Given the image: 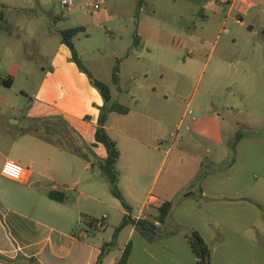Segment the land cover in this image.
Masks as SVG:
<instances>
[{
	"label": "rangeland",
	"instance_id": "1",
	"mask_svg": "<svg viewBox=\"0 0 264 264\" xmlns=\"http://www.w3.org/2000/svg\"><path fill=\"white\" fill-rule=\"evenodd\" d=\"M63 1L0 0V12L4 11V19H0V74L18 72L19 63L48 66L54 56L69 54L59 32L79 26L86 28L73 39L80 59L88 68L100 71L96 78L110 85L114 97L118 94L110 71L120 60V103L130 112L112 114L110 126L115 132L120 129L127 137L147 142V146L125 139L131 149H122V163L134 162L135 170L121 175L116 166L119 180L133 186L139 198L151 188L154 195L161 194L165 187L174 199L162 235L168 229L177 234L165 251L161 249L165 239L153 244L155 258L136 249L129 264H198L185 239L192 230L204 237L212 264H264V0H230L250 5L243 17L229 11L221 0H101L97 10L88 6L93 0H72L75 8L69 16H64ZM237 18L243 23L237 24ZM137 35L139 47H135ZM23 69L13 89L0 84L5 115L0 118V141L4 132L8 131L10 138L18 134L17 128L7 127L3 120L11 116L8 105L23 108L33 103L20 92L21 88L30 90ZM216 114L221 115L220 120ZM15 116L21 123L16 141L20 143L25 139L26 111ZM193 118L204 122L196 124ZM239 131L244 137L235 152L229 149L226 154L225 138L232 142ZM115 132L113 136L120 140ZM219 134H223V142ZM180 136L196 142L192 146L180 142ZM207 148L212 150L206 155L213 170L206 182L210 197L202 199L196 192L184 199L185 186L192 180L194 152ZM4 153L15 157L1 151L0 171ZM225 155L226 161L218 163L217 158L222 161ZM232 159L236 162L230 169L227 165ZM100 175L108 181L103 171ZM118 187L122 193L119 182ZM1 190H16L25 197L18 184L0 175V197ZM5 200L17 202L19 198ZM128 204L132 212L139 213L142 203ZM125 211L120 200L113 207L97 209L96 220L105 215L109 218L107 230L96 232L97 243L113 239ZM128 236V228L119 233L111 260L119 256ZM141 240L136 235L133 246Z\"/></svg>",
	"mask_w": 264,
	"mask_h": 264
},
{
	"label": "crops",
	"instance_id": "2",
	"mask_svg": "<svg viewBox=\"0 0 264 264\" xmlns=\"http://www.w3.org/2000/svg\"><path fill=\"white\" fill-rule=\"evenodd\" d=\"M210 7L212 8L213 5ZM228 7L229 11L235 12L238 17L248 14L250 9V5L235 2H232ZM140 45L141 41L135 47ZM26 58L30 60L29 57ZM26 58L21 61H27ZM50 62L48 66L36 64L33 67H26L19 63L17 65L18 72L0 74V84L4 88L13 89L17 83L18 73L23 69L22 66H25L22 73L27 78L30 90L21 88L20 92L29 100H33L32 104L23 108L8 105L6 110L11 113V116L3 119L6 121L7 127L17 128L18 133L10 138L7 131L1 138L0 152L9 151L15 156L11 157L4 153L3 165L7 160H13L24 166L27 171L24 182H15L25 193V197L17 194L16 190H1L0 264H34L30 262V259H35L39 264H117L125 248L136 235H140L142 240L139 244H134L129 263L132 262L136 249L155 258L151 253L152 249H155L153 244L161 242L159 239H165L161 247L162 251H165L169 247V242L177 237L176 232L169 229L163 236L165 225L161 226L159 222H155L159 236L155 235L151 241L146 240L136 230L135 225L129 224L124 227L121 231L128 228L129 236L127 244L120 250L119 256L113 260L110 259L114 244L107 248V254L103 261L98 263L104 245L111 244L113 239L103 244L97 243L95 235L98 231L90 224V221L96 219L95 213L101 205L113 207L118 200L112 194L110 180L101 179L100 171L102 170L98 166V163L107 157L106 148L104 150L101 147L103 145L96 142L95 136L104 100L87 75L72 60L71 52L64 56L56 55ZM113 68L114 66L110 71L111 84ZM89 71L95 78L100 77L98 76L100 71L98 72L94 68L93 70L90 68ZM9 77H13V83L7 87L2 84L1 80H9ZM121 77L120 73V82ZM114 87L118 95L114 97L112 93L113 99L120 103L122 88ZM1 100L0 118H3L5 115ZM22 111H26L27 127L22 132L25 139L19 143L16 141L20 138L21 123L15 115ZM112 114L118 113H111L108 116L105 128L121 152L117 166L121 175L123 171L132 173L135 170L134 162L132 165L122 163V149H131L125 139L144 146H147V142L131 136L127 137L126 133L120 129L115 132L114 126H110L111 118L114 116ZM220 117V114H216L215 118L220 120ZM193 122L202 124L204 119L193 118ZM182 124L183 120L180 122L178 130ZM112 131L119 136L122 144L113 136ZM173 137L178 138V135L175 134ZM218 137L223 142V134H219ZM180 139V142L191 143V146L196 142V140L183 136H180ZM232 142L225 138L226 154L229 149L231 151ZM211 152L210 148L202 152H194L192 180L185 186L184 199L196 195V192L201 194L202 199L210 197L206 182L211 177L213 170L209 168L208 163L211 161L206 155ZM217 159L218 163L224 162L226 155L222 161L219 157ZM235 162L232 159L227 166L233 169ZM119 184L125 199L131 205L138 206L142 203L138 214L135 213L136 211L131 212V217L135 221L154 217L157 209L165 201L174 199V196H171L165 187H162L161 194L154 195V188H151L149 192L142 193V197L139 198L138 191L133 186L126 185L122 179L119 180ZM51 191L64 192L67 196L65 201L52 200L49 197ZM12 196L14 198H11ZM7 198H19V201L8 202L5 200ZM128 215L129 213L125 211L123 220ZM108 219L107 216L106 227L102 229L103 231H106L109 226ZM174 222L181 223V220L175 219ZM84 223L88 225L87 228H82ZM246 231L247 229L242 232L246 233ZM185 239L187 240L186 236ZM172 257H174L173 254ZM210 263L212 264L211 261Z\"/></svg>",
	"mask_w": 264,
	"mask_h": 264
},
{
	"label": "trees",
	"instance_id": "3",
	"mask_svg": "<svg viewBox=\"0 0 264 264\" xmlns=\"http://www.w3.org/2000/svg\"><path fill=\"white\" fill-rule=\"evenodd\" d=\"M141 4L142 2H140V6ZM3 16H4V11H1L0 12L1 20L3 19ZM85 31H86L85 27L79 26V27L60 31L59 34L62 37V42L69 48L72 54V60L76 63L78 68L87 75V77L90 79L94 87L98 89V91L100 92L104 100V105L101 108V115L99 118V126L96 130L95 136H96V142L98 144H102L106 148L107 157L104 161L98 163V166L110 180L112 194L118 200L121 201L123 207L129 213V215L126 216L124 220L122 221L120 227L116 229L111 244L104 245L102 254L100 255L99 261H98V263H101L103 261L104 256L107 254V248L115 244V240L119 232L124 227L128 226L129 224L135 225L136 230L146 240L148 241L153 240L154 236L157 235V225L155 224V222H159L161 226H164L167 224L168 219L173 209V203L171 201H165L157 209L156 215L154 217H151L150 219H146V220L140 219L138 221H135L132 219L131 207L118 187L119 172L117 171L116 166L121 157V152L117 146V143L109 136L105 128L108 116L111 113H118V114L126 115L129 113V108L122 105L118 101H114L110 85H108L107 83L101 80L96 79L93 76V74L89 71V69L84 65L82 60L80 59L78 51L75 48L73 39L76 36H78L80 33H84ZM139 42H140V37L137 35L135 45L137 46ZM120 73H121L120 60L118 59L116 62V65L113 68V72H112V85L116 87H120ZM1 82L5 86L9 87L13 83V77H9V80L2 79ZM243 137L244 135L241 133V131L237 132L235 139L230 145L232 152H235L239 141ZM49 197L52 200H55L58 202H64L67 196L64 192L51 191L49 193ZM96 221H97L96 219L95 220L92 219L90 221V224L94 226ZM186 238H187L188 244L193 254L198 259V264H211L210 263V248L208 244L206 243V241L204 240V238L200 235V233L196 230H192L190 233L187 234ZM132 248H133V244L132 242H130L125 248L122 257L120 258L117 264H129ZM30 262L34 264H39L35 259H30Z\"/></svg>",
	"mask_w": 264,
	"mask_h": 264
},
{
	"label": "built area",
	"instance_id": "4",
	"mask_svg": "<svg viewBox=\"0 0 264 264\" xmlns=\"http://www.w3.org/2000/svg\"><path fill=\"white\" fill-rule=\"evenodd\" d=\"M94 4L92 5L89 3L90 10L93 9H99L100 8V1L101 0H93ZM222 4L230 5L232 2L230 0H221ZM62 7L65 9L64 16H69L74 13L75 4L72 0H66L62 2ZM237 24H242L243 21L241 18H237L235 20ZM26 169L24 166H22L20 163L15 162L13 160H7L2 169H1V175L11 181L22 183L26 179ZM107 216L105 215L102 220H97L95 222L94 227L98 230H102L106 227V220Z\"/></svg>",
	"mask_w": 264,
	"mask_h": 264
},
{
	"label": "water",
	"instance_id": "5",
	"mask_svg": "<svg viewBox=\"0 0 264 264\" xmlns=\"http://www.w3.org/2000/svg\"><path fill=\"white\" fill-rule=\"evenodd\" d=\"M203 260H204V258H203Z\"/></svg>",
	"mask_w": 264,
	"mask_h": 264
}]
</instances>
